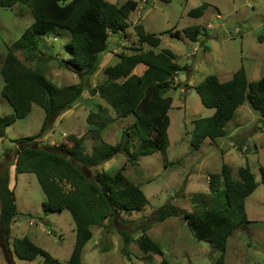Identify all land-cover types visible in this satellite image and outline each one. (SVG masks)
I'll return each mask as SVG.
<instances>
[{
	"label": "rangeland",
	"instance_id": "374dc122",
	"mask_svg": "<svg viewBox=\"0 0 264 264\" xmlns=\"http://www.w3.org/2000/svg\"><path fill=\"white\" fill-rule=\"evenodd\" d=\"M120 6L126 0H106ZM137 3L127 19V29L117 35H109L104 46L96 45L90 50L98 55V68L89 78L80 79L73 68L63 67L59 62L68 56L65 46L73 36V31L54 28L47 37L39 40V52L42 60H30L26 44L15 47L12 53L30 69L40 71L56 86L81 83L85 88L82 98L67 112L59 116L51 130L35 145L48 143L50 146L62 145L71 150L74 142L69 136L82 139L84 152L90 154L93 145L106 142L115 145L124 130L130 129L134 117L118 118L114 109L98 97L93 99L89 89L98 87L106 80L103 70L119 61L120 54H132L136 50L146 51L149 46L138 41L134 26L140 23L147 34L159 38L160 43L155 52L169 50L175 55V62L188 66L186 72L173 79L171 89L165 96L172 98L168 111L170 124L168 128L169 146L165 155L155 152L141 157L136 165L128 163L124 155H117L101 164L99 171L112 173L123 168L125 177L140 188L148 200V205L140 213L123 214L121 217L128 224L113 221L115 228L105 229L109 221L102 226H93V237L81 254L82 264H215L220 253L209 242H198L188 230L182 217H170L161 223L153 221L156 212L171 203L188 212L222 209V196H212L208 189V177L220 174L222 165L231 170V177L237 179V170L248 166L255 176L257 187L248 196L245 213L249 223H244L234 230L228 238L223 264H264V183L260 180L259 168L264 166V123L245 102L236 112L235 117L226 125V135L214 141L206 139L199 150L190 148V140L196 120L210 117L213 109L201 105L193 84L200 83L204 77L213 73V62L200 65L199 60L207 58L200 48L206 42L214 49L213 59L216 68L237 66L241 64L249 70L256 62H264V41L258 38L264 35V0H134ZM201 4H208L204 16L199 19L187 15L191 9ZM217 14L219 19L216 18ZM33 23V17L27 6L0 8V66L8 49L21 34ZM190 26H199L206 31V37H199L191 42L183 35L179 38L172 34ZM78 32H75L77 34ZM208 45V46H209ZM196 58L198 62L195 63ZM198 69L193 72L194 65ZM261 76H264L262 64ZM191 75V76H190ZM250 81L257 77L249 75ZM193 84H188V82ZM3 81L0 76V116H10L12 110L2 96ZM103 103L106 112L114 119L99 132H90L86 118L90 112H96V101ZM96 102V103H95ZM44 119V112L33 105L30 114L23 120L12 123L5 131L0 142V172L7 170L10 174L9 185L13 189L18 209L16 221L11 226L9 244L15 239L27 237L37 247L48 252L58 264H66L71 253L75 231L74 223L67 211L43 216L41 204L45 196L33 174H15L12 164L15 159V141L20 138L37 135ZM238 122L239 126L235 125ZM244 139L241 143L240 140ZM137 139L131 142L136 150ZM248 147V152L240 151ZM70 158V157H69ZM74 164L76 162L72 160ZM83 170L90 174L92 169ZM68 189V185L64 186ZM31 217V218H29ZM146 218L147 220H144ZM30 219L35 223L30 224ZM153 222L147 236L163 252V257L152 256L144 261V254L132 242L129 245V259L121 254L122 239L117 229L131 232L133 239L140 235L144 222ZM11 253V252H10ZM10 253L8 252L9 257ZM12 259V258H11ZM37 258L28 264H40ZM0 264H7L0 248ZM15 264H26L15 259Z\"/></svg>",
	"mask_w": 264,
	"mask_h": 264
},
{
	"label": "trees",
	"instance_id": "16d2710c",
	"mask_svg": "<svg viewBox=\"0 0 264 264\" xmlns=\"http://www.w3.org/2000/svg\"><path fill=\"white\" fill-rule=\"evenodd\" d=\"M168 2L169 0H163ZM17 5L27 6L33 23L8 49L0 66L3 81L2 96L12 110L10 116H0V142L6 129L15 121L27 118L32 106L44 112V119L37 135L15 141V159L12 166L15 174H33L45 195L41 205L43 216L67 211L74 223L75 240L66 264H82L81 254L92 239L91 227L102 226L112 229L113 221L128 224L121 216L142 212L148 200L140 188L124 175L123 168L107 173L97 168L104 162L121 154L128 163L136 165L141 157L161 152L165 155L169 146L168 111L172 98L165 96L171 89L173 79L189 67L175 62V55L169 50L155 52L159 46L158 37L147 34L138 23L134 31L146 51L136 50L132 54H120L119 61L104 68L106 80L98 87L90 88L93 99L99 97L115 110L118 118L134 117L130 129L122 132L117 144L98 142L90 154L84 152L82 139L69 136L74 142L71 150L62 145L34 144L52 129L55 120L69 111L81 98L85 88L81 83L56 86L38 70L26 67L12 53L20 44H26L30 60H42L39 40L47 37L54 28L73 31L65 46L67 60L59 62L63 67L73 68L80 78L91 77L98 68V55L91 46H104L109 35H119L127 29V19L135 11L137 3L126 0L120 6L106 0H0V8L9 9ZM208 4L188 11L191 18L199 19ZM75 32H78L75 34ZM183 35L191 42L206 37V31L199 26H190L172 34ZM15 46V47H14ZM146 67L141 76L132 74L137 65ZM203 107L213 109L210 117L196 120L190 140V148L199 150L206 139L214 141L226 135V125L235 117L236 110L245 102L264 123V76L248 82L243 67L233 73L227 82H220L216 75L206 76L195 87ZM114 119L104 108L96 104V112L86 118L90 132H99ZM137 139L136 150L131 142ZM241 151L242 149L239 148ZM70 157V158H69ZM74 160L76 164L72 162ZM92 169L90 176L83 168ZM260 180L264 183V166L259 168ZM237 179L231 177L228 166L222 165L220 174H211L208 189L212 196H222L224 208L188 212L167 203L155 214L153 221L161 223L170 217H182L188 230L198 242H209L219 250L215 264H223L228 238L234 230L249 223L245 213V199L257 187L255 176L248 166L237 170ZM68 185V189L64 186ZM13 189L9 187L7 170L0 172V248L7 264H14L8 255V240L11 224L18 216ZM31 218V217H29ZM144 220H147L144 218ZM153 222H144L140 235L133 239L131 232L117 229L122 239L121 254L129 259V245L134 242L144 254L143 260L152 256L163 257V252L147 236ZM116 229V228H115ZM12 250L19 260L32 262L41 259L40 264H55L56 260L45 250L37 247L27 237L15 239ZM159 264H166L162 260Z\"/></svg>",
	"mask_w": 264,
	"mask_h": 264
},
{
	"label": "crops",
	"instance_id": "0c3cea01",
	"mask_svg": "<svg viewBox=\"0 0 264 264\" xmlns=\"http://www.w3.org/2000/svg\"><path fill=\"white\" fill-rule=\"evenodd\" d=\"M219 14H217V16H216V18L217 19H219V17L220 16H218ZM203 16H204V14H203ZM202 16V17H203ZM258 38H262L263 39V41H264V35L263 36H260V37H258ZM209 43L207 44L206 42L204 43V45L203 46H201V48H200V50H201V52L204 54L205 52H207L208 53V56H207V58H202L201 60H199V63H200V65H202V64H205V63H207L208 62V60H211L212 62H213V73L212 74H214V75H216L217 76V78L219 79V81L220 82H227V81H229L231 78H232V75H233V73H235L239 68H236L237 66H235V67H233V66H226V65H224L225 67H223V68H216L215 66V63H216V61L213 59V55H214V52H213V50L215 51V50H217V48H213L211 45H209ZM198 62V59L196 58V61H195V63H197ZM262 64H264V62L262 61V62H256L255 64H253V65H251V67L249 68V70L244 66V64L242 65L241 64V67H243L244 68V70H245V73H246V77H247V81L248 82H253V81H250L249 80V75H251V76H255V77H257V79L256 80H258L259 78H261L262 76H261V74H260V72H261V70H262ZM145 69H146V67L144 66V65H142V64H139V65H137L136 66V68L133 70V72H132V74H134V75H137V76H141L142 74H143V72L145 71ZM196 69H198V65H194L193 66V68H192V71H191V75H192V79H193V72L196 70ZM190 75V76H191ZM177 77H178V75H177ZM205 78V77H204ZM176 79V78H175ZM199 83V82H198ZM197 83V84H198ZM188 84L190 85V84H193V82H192V80H191V82H188ZM197 84H193V87L194 86H196ZM99 98V97H98ZM101 98H99V100H100ZM99 100H97L95 103L96 104H98V105H100L102 108H105L106 110H108L106 107H103L102 105H103V103H100V101ZM102 100V99H101ZM103 102H105V101H103ZM106 103V102H105ZM107 104V103H106ZM108 105V104H107ZM109 106V105H108ZM33 107V106H32ZM241 107V106H240ZM239 107V108H240ZM111 108V107H110ZM239 108L236 110V112H238V110H239ZM235 125H237V127L239 126V123L238 122H236L235 123ZM244 141V139H241L240 140V142L242 143ZM248 147H244L243 149H242V151H244L245 152V154L248 152ZM14 168V167H13ZM9 183H10V174H9ZM9 187L11 188V186L9 185ZM12 189V188H11ZM45 196V195H44ZM45 201V200H44ZM43 203V202H42ZM42 205V204H41ZM42 211V210H41ZM15 221H16V219H15ZM14 221V222H15ZM13 222V223H14ZM13 223L11 224V226L13 225ZM30 224H34L35 222L32 220V219H30V222H29ZM10 230H11V227H10ZM10 240V239H9ZM9 240H8V252L10 253V256H11V260L13 261V263L15 264V259H18V258H16L15 257V255H14V253H13V250H12V243H10L9 244ZM31 241V240H30ZM91 241V240H90ZM70 256V255H69ZM54 258V257H53ZM69 258V257H68ZM55 259V258H54ZM19 260V259H18ZM56 260V259H55ZM20 261H23V262H25L26 264H28V263H30L29 261H24V260H20ZM33 262V261H32ZM67 262V261H66ZM55 264H58V261L56 260V263Z\"/></svg>",
	"mask_w": 264,
	"mask_h": 264
}]
</instances>
